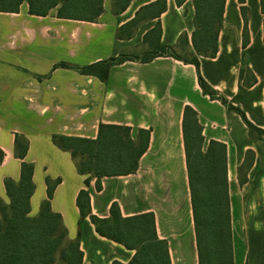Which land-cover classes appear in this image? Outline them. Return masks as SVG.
Here are the masks:
<instances>
[{
    "label": "crops",
    "instance_id": "obj_1",
    "mask_svg": "<svg viewBox=\"0 0 264 264\" xmlns=\"http://www.w3.org/2000/svg\"><path fill=\"white\" fill-rule=\"evenodd\" d=\"M155 1L130 0L114 14L112 0H104L94 22L32 15L25 2L17 12L0 11V197L8 202L4 180L17 181L25 160L33 164L30 213L36 214L47 196L46 179H59L51 208L61 215L68 238L79 239L82 264L128 262L134 253L100 236L89 217L79 223L76 198L82 188L99 217L109 215L113 202L123 216L153 212L171 264H198L182 129L188 105L202 126L204 148L210 140L226 145L234 264H264V137L250 135L240 114L203 93L193 64L169 55L126 60L112 65L105 81L57 66L89 64L136 48L154 50L157 42L192 49V1L165 0L164 10L149 16L142 8ZM136 15V25L117 36ZM198 59L203 79L264 131V0H225L217 52ZM99 123L127 125L133 139L139 128L148 129L150 138L135 172L103 176L97 189L95 177L85 185L87 175L52 136L95 138ZM18 136L27 141L24 159L15 153Z\"/></svg>",
    "mask_w": 264,
    "mask_h": 264
},
{
    "label": "trees",
    "instance_id": "obj_2",
    "mask_svg": "<svg viewBox=\"0 0 264 264\" xmlns=\"http://www.w3.org/2000/svg\"><path fill=\"white\" fill-rule=\"evenodd\" d=\"M181 4L184 0H175ZM194 6L195 29L191 35L192 49L189 56L176 54L173 45L157 42L141 62H147L157 55H169L185 63L193 64L198 73V83L204 94L218 99L227 109L236 111L248 126L250 135L256 131L264 137V131L253 125L240 110L233 106L202 77L198 56H214L217 52L218 34L222 28L225 0H191ZM244 0H240L243 3ZM27 3L32 15L54 16L94 22L104 11V0H0V11L17 12L22 3ZM130 0H112V12H122ZM165 8V0L144 6L149 16H158ZM246 7L244 14L243 44L247 43ZM137 15L124 27L135 26ZM159 21L154 31L159 38ZM121 27V28H124ZM120 28V29H121ZM119 36V34H117ZM179 41L187 43L186 35ZM135 58L124 52L84 65L57 66L72 67L81 74L93 75L105 81L112 65ZM182 129L188 184L190 189L192 217L198 256V264H234L232 247L231 208L228 192L226 145L210 140L204 148V136L197 114L186 105L183 111ZM16 137V155L24 159L27 151L26 139ZM150 138L148 129L139 128L135 139L127 125L99 123L95 138L54 134L53 142L70 152L86 186L91 177L96 178L100 189L103 176L127 175L138 168L140 157L146 151ZM0 149V162L3 158ZM33 164L22 160L20 178L4 180L8 202L0 197V264H82L83 252L79 239H69L61 215L52 210L50 200L59 179H46L47 196L42 200L36 214L30 213V197L34 191L32 180ZM76 204L79 209V223L87 216L95 231L102 237L134 250L128 262L113 260L111 264H171L168 244L156 232L153 212L123 216L117 202H113L107 217L91 212L90 196L86 188L79 190Z\"/></svg>",
    "mask_w": 264,
    "mask_h": 264
},
{
    "label": "rangeland",
    "instance_id": "obj_3",
    "mask_svg": "<svg viewBox=\"0 0 264 264\" xmlns=\"http://www.w3.org/2000/svg\"><path fill=\"white\" fill-rule=\"evenodd\" d=\"M49 14H54V11H51ZM130 28L127 26V27H124L122 30H118L117 34H119V36L123 35V33L127 32ZM155 50V49H154ZM151 50H141L139 48H136V49H133L129 52H124L126 55L130 56V57H133L137 60H140L142 59L143 57H145ZM174 51L176 52V54L178 55H181V56H184V57H187L189 56V49L188 48H183V50L179 49H174ZM68 64V63H67ZM71 64V63H70ZM68 64V65H70ZM71 66V65H70ZM250 256L249 255V260H250ZM240 257V256H239Z\"/></svg>",
    "mask_w": 264,
    "mask_h": 264
}]
</instances>
